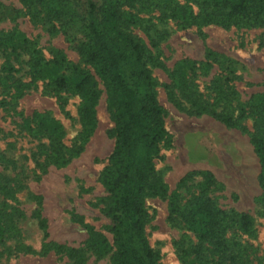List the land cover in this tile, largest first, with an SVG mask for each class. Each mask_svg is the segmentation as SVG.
<instances>
[{"label": "rangeland", "instance_id": "obj_1", "mask_svg": "<svg viewBox=\"0 0 264 264\" xmlns=\"http://www.w3.org/2000/svg\"><path fill=\"white\" fill-rule=\"evenodd\" d=\"M74 10L59 17L39 13L22 0H0V30H16L36 43L41 55L49 59L61 52L73 64L91 72L101 90L96 109V127L82 151L63 166H39L34 152L38 140L28 135L22 117L34 111L52 116L65 130L70 145L80 128L77 95L54 94L41 80L33 81L21 98L7 101L0 75V185L11 189L5 196L0 190V264H74L64 254L38 252L44 241L66 247L83 248L79 264H110L109 254L97 256L84 246L86 229L72 220V215L102 232L112 243L111 218L102 212L106 192L99 174L107 163L114 145L113 121L106 103L103 81L79 54L86 31L84 0H67ZM98 7L109 0H93ZM182 1V0H181ZM126 15H135L136 22H124L121 28L144 47V59L157 83V99L165 111L168 139L160 147L155 160L157 174L166 186L164 196H147L145 233L150 246L159 253V264H184L183 247L196 243V235L178 220L169 218V195L178 194L182 208L199 191L201 176L193 171L208 170L214 184L209 192L217 206L226 210L246 212L252 217V232L241 241L247 264H264V191L258 176L260 163L250 137L255 129L252 118L229 127L209 114H194L181 99H169L165 86L171 84L169 71L182 58L205 60L206 50L223 54L236 62L235 78L231 80L238 92L235 103H245L252 95L264 93V25L231 26L209 24L183 26L167 17L154 0H137L122 8ZM9 59L0 51V65L6 61L21 68L15 78L28 80L24 61ZM13 59V58H12ZM218 65L200 72L196 82L204 99L210 103V81L224 76ZM179 102V104H175ZM6 160V161H5ZM40 211L47 224L44 240L35 213ZM29 247L31 251L25 250Z\"/></svg>", "mask_w": 264, "mask_h": 264}, {"label": "trees", "instance_id": "obj_2", "mask_svg": "<svg viewBox=\"0 0 264 264\" xmlns=\"http://www.w3.org/2000/svg\"><path fill=\"white\" fill-rule=\"evenodd\" d=\"M137 0H109L98 7L93 0H84L85 41L78 47L79 54L103 81L106 103L113 121L111 134L114 145L107 163L99 174L106 197L102 212L112 221V243L100 231L85 223L81 216L72 220L87 231L84 246L95 255L109 254L110 264H159V253L149 244L145 233L147 196H164L166 186L157 174L155 160L160 147L168 139L165 111L157 95V83L146 65L142 44L121 25L135 23V15H126L123 7L132 6ZM167 13V17L183 26L214 24L231 26L264 25V0H154ZM35 17L39 10L45 15L59 17L74 10L67 0H22ZM0 51L11 60L24 61L28 80L15 78L21 71L10 62L0 65L5 92L9 97L1 104L21 98L33 81L44 82L49 92L67 93L79 98L77 113L79 130L73 143L65 142V130L52 116L34 111L22 117V126L29 136L37 139L33 153L39 166H63L83 149L93 134L97 119L96 105L101 93L94 75L69 61L63 53L44 58L36 43L19 31L0 30ZM13 58V59H12ZM236 62L216 51L207 49L205 60L191 58L178 60L169 71L171 84L165 86L169 99H181L194 114H209L229 127L238 126L241 120L255 121L250 142L260 163L258 182L264 191V93L255 94L245 103H235L238 92L231 82L235 78ZM213 65L223 67L224 76L210 81L208 94L200 91L196 78ZM175 104H179L176 102ZM6 161V160H5ZM200 175L199 191L181 208L178 194L169 195V218L178 220L196 235V243L183 247L180 257L184 264H247L242 252L246 244L241 241L252 232V217L246 212L222 209L209 195L214 184L210 171L191 172ZM5 196L11 189L0 185ZM43 239L48 236L47 224L40 211L35 213ZM28 252L29 247L25 248ZM54 251L64 254L79 264L83 248L66 247L44 241L41 255Z\"/></svg>", "mask_w": 264, "mask_h": 264}]
</instances>
